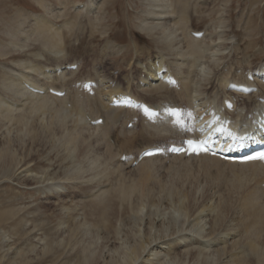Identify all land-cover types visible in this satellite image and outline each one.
<instances>
[{"label": "bare ground", "instance_id": "6f19581e", "mask_svg": "<svg viewBox=\"0 0 264 264\" xmlns=\"http://www.w3.org/2000/svg\"><path fill=\"white\" fill-rule=\"evenodd\" d=\"M146 1L147 9L139 12L141 18L139 29L161 43L167 52L157 48L154 58L148 56L144 62L136 58L133 66L135 71L137 70V75L125 79L124 89L121 88V83L113 84L110 77L98 70L94 75L95 87H84L83 84L93 81L77 78L80 66L76 65L77 68H74L76 70L72 71L69 68L73 64L56 65L65 61L63 29L68 28L67 30L71 31L69 28L73 25L70 20L64 21L61 27H56L50 21L51 16L44 17L42 14V16H33L28 21L27 30L22 29L25 35L21 43L11 42L6 54L13 52V49L16 50L15 48L23 49L27 46L25 43L32 37L42 41L43 51L36 54L35 60L24 59L14 63L16 69L9 71L8 67H3L0 119L4 120L8 128L11 126L10 128L15 130V135H11L9 129V136L6 135L0 142V173L11 171L13 175L15 171L22 169L19 167L22 163L25 164L27 148L30 147L31 150L36 142H49L51 148L60 149L64 154L60 163V166L64 165L61 167L63 176L59 178L45 171L44 175L39 176L34 174L31 168H26L21 171L24 172L22 179L26 185L45 184L58 180L62 183L66 182L73 190L85 191L87 199L105 203L109 195L116 194L123 203H128L133 208L137 205L133 200L151 197L147 184L152 179L153 165L159 159L153 157L142 160L139 165L138 180H134L135 182L131 184L129 182L128 185L124 184L126 181L123 182L118 169L126 165L120 164L118 160L114 163V159L122 156L118 146L122 137L124 138L122 142L125 144H133L132 131L125 130L124 126L131 122L136 125L135 117L138 112L141 118L138 126L142 133L163 139L176 136L183 141L197 132L199 138L214 142L217 148L221 147V150L222 147H246L256 137L255 126L264 129V61L254 70L250 69L247 73L246 70L245 73L241 71L236 75L231 68L233 65L231 60L234 57L232 55L238 53L239 47L236 46L235 37L232 35L230 37L227 33V24L224 21L213 19L203 33L195 35L197 32L191 28L188 11L192 8L195 12H199L201 8L197 4L196 6L192 4L194 0ZM102 7L103 1L89 0L88 4L78 8L85 11L86 15L93 16L91 18H97ZM50 14L53 16L54 10H51ZM63 15L58 12L55 17L61 18ZM133 47L137 56L136 44ZM119 48L112 47L114 55L124 49V47ZM49 54H52V60L57 62L54 66L41 64L42 61L51 59ZM36 60L37 64L34 62ZM69 78L70 86H66L65 82H68ZM59 82L65 93L63 97L55 95L62 92L53 87ZM133 88L142 93H161L171 90L174 91L175 98L169 99L164 107L161 104L149 106L134 95L137 91L134 94L131 92ZM247 91L250 93L247 94ZM239 96L250 101L248 111H245L243 104L237 106L236 100ZM69 97H72L71 102ZM121 99L131 101L133 106L111 105L113 101ZM171 101L184 102L187 115L183 113L181 106L170 104ZM137 104H139L138 108L135 107ZM142 106L158 111V115L141 112ZM173 107L180 108V113L184 114L182 119L176 118V115L169 117L168 111ZM100 118H102L101 123H96ZM186 121L188 126L183 127ZM120 125L122 129L116 140H113L111 135ZM185 128L192 130L183 135ZM29 141L30 146H28ZM83 145L87 150L84 156L77 160L79 147ZM149 148L153 146L144 150ZM125 156L127 157L126 154ZM199 156L205 159L207 155L199 154ZM180 158L182 159L180 156L173 157L175 160ZM208 159V164L224 163L230 167L250 168L256 175L264 173V160L240 164L225 163L215 157ZM115 170L118 171L116 172L118 178L113 182L111 176L115 175ZM60 186L59 183H54L48 190L58 192ZM261 194L263 195V192L257 189L242 198L241 209L246 217L242 216L244 220L241 223L245 224L247 221L241 231L242 235L239 234L240 231L238 232L237 224L226 233L223 232L225 228L222 225L223 212L229 205L225 199L220 204L216 201L219 205L215 204L218 206L213 205L210 211L214 212L211 219L200 213L194 222L190 221L188 202L184 198L174 208L178 222L173 223L160 222V220L157 222L158 220L151 216L145 219L148 214L142 216L145 207L141 204L143 208L132 209L133 218L139 221L135 229L125 232L120 227H108L105 221L101 227V232H106L105 237L100 236V227L96 229L94 225L88 224L85 215L80 221L76 220L73 223L72 229L71 225H68L74 220L70 215H67V218L70 217L72 221L68 219L67 224L65 222L63 224L67 228L70 226L67 235L72 245L82 243L80 247L82 264H264V203L259 202ZM68 208V205L63 207L66 210ZM79 232L85 237L91 236L92 242L84 243L82 240H76ZM109 235L112 236L113 242L117 241L118 244L109 245V255L103 256L97 250L98 242L104 239L105 244L109 243L111 240H107ZM245 249L249 255H246ZM51 250L53 248L50 244H45L43 251ZM99 260L101 261L98 262Z\"/></svg>", "mask_w": 264, "mask_h": 264}, {"label": "rangeland", "instance_id": "374dc122", "mask_svg": "<svg viewBox=\"0 0 264 264\" xmlns=\"http://www.w3.org/2000/svg\"><path fill=\"white\" fill-rule=\"evenodd\" d=\"M100 1H103L102 9L99 10L97 18H91L93 16L86 15L85 11L83 12L81 8H78L81 5L88 4L89 0H0V87L4 72L3 67H8L7 70L16 69L17 67L13 66L14 63L24 59L35 60L36 54L43 51L42 41L32 37L25 43L27 46L23 49L15 48L16 50L13 49V52L6 54L7 50L10 49L8 45L11 42L21 43L27 30L28 21L33 16H51L49 19L56 27H61L64 21L70 20L69 22L73 25L69 28L71 31L67 30L68 28L63 29L66 52L64 60L66 62L57 63L53 61L54 59L52 60L53 55L49 54L51 59L42 61L41 64L48 66H54L56 63V65L73 64L69 68L73 71L76 70L74 68H77L76 65H78L80 70L77 72V78L90 79L93 81L91 86L93 88L96 84L94 75L98 70V72L102 71L110 77L109 79L113 80V84L121 83V88L124 89L125 79L137 75V70L135 71L133 66L136 58L142 62L148 56L154 58L157 48L165 53L167 52L161 43L145 35L139 29L141 19L139 12L147 9L146 0ZM200 1L203 2H196V0L192 2L193 5L196 6L197 4L201 8L199 12L196 11L197 14L192 8L188 11L191 17V28L195 32L203 33L213 19H220L227 24V33L230 37H235L236 46L239 47L238 53L232 55L234 57L231 56L233 59L231 60L233 64L231 68L234 69L236 75L241 71L245 73L246 70L247 73L250 69L254 70L257 65L264 61V0ZM51 10H54L53 16L50 14ZM58 12L63 13V17L56 18L55 15ZM23 28L25 31L22 30ZM134 44L137 46V56L134 52ZM108 46L111 48H107ZM112 47L115 49L124 47V49L114 55ZM233 61L235 62L233 63ZM34 62L38 63L37 60ZM70 80V78L67 79L66 86H70ZM53 87L56 90L63 91L60 82ZM131 92L133 94L135 92L134 95L149 106H157L158 104L165 106L169 99L175 98V93L171 90L161 93H142L133 88ZM0 93H2L1 88ZM68 99L70 102L72 101V97ZM242 100H246L248 104L245 101L243 103ZM236 101L237 106L244 105L245 111L250 109L248 106L251 103L244 97L239 96ZM170 104L183 107L184 109H182L185 111L183 113L187 115V109H185L187 107L184 102L171 101ZM135 118L137 119L136 125L131 122V128L124 126L125 130L132 131L131 143L133 144L127 145L122 142L123 137L118 143L122 155H127L125 161L120 162V164L126 166L118 169L121 172V175L120 173L119 175L122 177L119 178L123 182L126 181L124 183L126 185L129 182L130 184L134 183L140 177L139 165L142 161L138 165L134 164V160H136L135 158L140 151L151 146H168L170 143L182 140L176 136L163 139L145 132L142 133L140 126H138L141 122L139 112ZM100 119L102 120V118ZM10 127L8 128L4 120L0 119V142L5 139L6 135V137L9 136L10 130L11 135H15V130ZM17 129L19 130V128ZM121 129L120 125L112 133L113 140H116V136L119 135ZM191 130L192 128L189 132ZM187 133V130H185L184 134ZM30 144L29 141L28 146ZM86 150L85 145L80 146L76 159L80 160ZM26 152L28 153L24 158L25 164L22 163L19 166L22 169L15 171L16 173L13 175L11 171L0 173V264H82L80 260L82 243L72 245L67 235L70 226L67 228L65 224H67L66 222L70 217L74 219L73 221L70 219L72 223L68 224L71 225V229L73 223L76 220L80 221L85 215L88 224L94 225L96 229L100 227V232L105 221H107L106 225L108 224V227H120L126 232L135 229V225L139 223L138 220L136 221L133 218L132 209L139 210L144 206L147 209L142 211V216L145 213L148 214L145 219L151 216L156 221L158 220L157 222L159 220L160 222L169 223L178 222L174 208L184 198L188 202L190 221L194 222L200 213L202 216L211 219L214 213L213 211V213L210 212L211 209L218 206L221 201L226 200L229 205L223 212L224 223L222 225L225 226L223 232L226 233L232 226L238 225V232L240 231L239 234L242 235L243 226L247 223V221L245 224L241 223L244 220L242 216L246 217L241 209L242 198L258 189L263 192L259 202L264 203V173L256 175L250 168L230 167L224 163L210 162L208 164V155L207 158L204 156L205 159L202 156H197L198 158H180L176 160L173 157L168 159L166 155L162 158L159 156L152 168V179L147 184L151 197L149 199L133 200V203H137V205L132 208L128 203H123L116 194L114 196L109 195L105 203H99L91 198L87 199L85 191L73 190L66 182L62 183L58 180L49 181L45 184L26 185L22 179L24 172L21 173L26 168H31L33 173L39 176L44 175L45 171L50 175L55 174L61 178L63 176V168L61 167L64 166H60L64 157L63 152L60 149L51 148L49 142H36L31 150L29 147ZM19 154H21L20 150ZM119 159L120 157L118 159L115 157L114 163ZM118 171L115 170L116 176H111V178L113 177L111 181H116V178H118L116 172ZM54 183L61 185L57 190L58 192L48 190L51 184ZM141 204L142 206H140ZM148 204L150 205L149 208ZM63 205H68V210L63 209ZM67 215H70V217L67 218ZM104 234L106 235V232H101L100 236L105 237ZM90 237H85L79 232L76 240H82L84 243L92 242ZM109 239L111 240L107 244H105L106 240L104 239L98 242L97 250L103 256L109 255V245L117 243V241L113 242L111 235L107 240ZM62 242L63 244H61ZM45 244H50L53 250L44 252ZM72 246H74V249H72ZM246 255H249V253L247 252Z\"/></svg>", "mask_w": 264, "mask_h": 264}, {"label": "snow or ice", "instance_id": "6c2138e0", "mask_svg": "<svg viewBox=\"0 0 264 264\" xmlns=\"http://www.w3.org/2000/svg\"><path fill=\"white\" fill-rule=\"evenodd\" d=\"M189 144H192V142L189 141ZM201 150H203V149H201ZM193 151H197V149L196 148H193ZM249 159H261V160H264V153H260V154H258L255 157H249Z\"/></svg>", "mask_w": 264, "mask_h": 264}]
</instances>
